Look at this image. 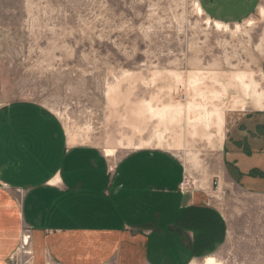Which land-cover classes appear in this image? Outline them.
Listing matches in <instances>:
<instances>
[{
    "label": "rangeland",
    "instance_id": "374dc122",
    "mask_svg": "<svg viewBox=\"0 0 264 264\" xmlns=\"http://www.w3.org/2000/svg\"><path fill=\"white\" fill-rule=\"evenodd\" d=\"M263 63V6L221 25L200 0H0V108H45L111 167L143 149L183 160L184 187L209 183L224 218L225 239L199 264H264V195L215 176L225 128L264 112ZM19 243L0 264H36L24 223Z\"/></svg>",
    "mask_w": 264,
    "mask_h": 264
},
{
    "label": "crops",
    "instance_id": "0c3cea01",
    "mask_svg": "<svg viewBox=\"0 0 264 264\" xmlns=\"http://www.w3.org/2000/svg\"><path fill=\"white\" fill-rule=\"evenodd\" d=\"M200 3L221 25L264 7V0ZM218 147L223 169L215 176L264 195V112L234 117ZM112 162L94 146L73 144L61 120L37 104L0 108V256L16 254L23 223L36 264H199L197 256L225 239L210 184L186 189L183 160L143 149Z\"/></svg>",
    "mask_w": 264,
    "mask_h": 264
},
{
    "label": "bare ground",
    "instance_id": "6f19581e",
    "mask_svg": "<svg viewBox=\"0 0 264 264\" xmlns=\"http://www.w3.org/2000/svg\"><path fill=\"white\" fill-rule=\"evenodd\" d=\"M210 264V263H209Z\"/></svg>",
    "mask_w": 264,
    "mask_h": 264
}]
</instances>
